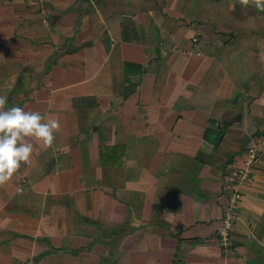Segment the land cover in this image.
Returning <instances> with one entry per match:
<instances>
[{
    "label": "crops",
    "instance_id": "1",
    "mask_svg": "<svg viewBox=\"0 0 264 264\" xmlns=\"http://www.w3.org/2000/svg\"><path fill=\"white\" fill-rule=\"evenodd\" d=\"M0 95L61 124L0 187V264H264V154L231 248L216 239L230 173L264 143V12L0 0Z\"/></svg>",
    "mask_w": 264,
    "mask_h": 264
},
{
    "label": "clouds",
    "instance_id": "2",
    "mask_svg": "<svg viewBox=\"0 0 264 264\" xmlns=\"http://www.w3.org/2000/svg\"><path fill=\"white\" fill-rule=\"evenodd\" d=\"M242 7L264 12V0H239ZM8 98L0 95V187L10 182L22 167L31 163L34 143L54 147L61 130L58 119L20 106L6 107Z\"/></svg>",
    "mask_w": 264,
    "mask_h": 264
},
{
    "label": "built area",
    "instance_id": "3",
    "mask_svg": "<svg viewBox=\"0 0 264 264\" xmlns=\"http://www.w3.org/2000/svg\"><path fill=\"white\" fill-rule=\"evenodd\" d=\"M194 42L197 43L198 39L195 38ZM263 154V142L249 148L243 167L233 168L230 173V180L228 181L230 185L225 188V192L227 193V202L223 207L220 226L216 232L218 245L223 252H227L233 243V232L239 215L238 210L240 209L244 198L242 186L249 181L254 165L260 162ZM249 226L252 227V224H249Z\"/></svg>",
    "mask_w": 264,
    "mask_h": 264
},
{
    "label": "trees",
    "instance_id": "4",
    "mask_svg": "<svg viewBox=\"0 0 264 264\" xmlns=\"http://www.w3.org/2000/svg\"><path fill=\"white\" fill-rule=\"evenodd\" d=\"M103 158V157H102ZM230 249V248H229Z\"/></svg>",
    "mask_w": 264,
    "mask_h": 264
},
{
    "label": "rangeland",
    "instance_id": "5",
    "mask_svg": "<svg viewBox=\"0 0 264 264\" xmlns=\"http://www.w3.org/2000/svg\"><path fill=\"white\" fill-rule=\"evenodd\" d=\"M231 168V167H230Z\"/></svg>",
    "mask_w": 264,
    "mask_h": 264
}]
</instances>
